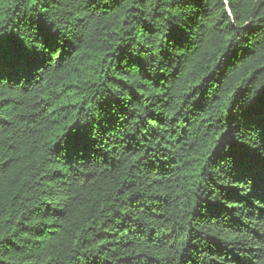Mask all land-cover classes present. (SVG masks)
Returning <instances> with one entry per match:
<instances>
[{
	"label": "trees",
	"instance_id": "16d2710c",
	"mask_svg": "<svg viewBox=\"0 0 264 264\" xmlns=\"http://www.w3.org/2000/svg\"><path fill=\"white\" fill-rule=\"evenodd\" d=\"M31 5L0 0V264H264V0Z\"/></svg>",
	"mask_w": 264,
	"mask_h": 264
},
{
	"label": "snow or ice",
	"instance_id": "6c2138e0",
	"mask_svg": "<svg viewBox=\"0 0 264 264\" xmlns=\"http://www.w3.org/2000/svg\"><path fill=\"white\" fill-rule=\"evenodd\" d=\"M36 3H37V0H32L31 6L34 8ZM225 3H227V0H225ZM41 27H42V33L41 34L43 35L44 33L47 32V29L43 28V26H41ZM176 38H177V40H179L181 38V35L178 33ZM4 48H5L4 40L2 37H0V59H2V57H3ZM29 55H31L35 59V58H39L40 53L35 52L34 54L30 53ZM262 103H264V101H262ZM261 131H262V137H264V129H262ZM262 159H264V158H262ZM258 187H259V195H255V193H254V196L256 199H259L262 201V203H264V171H262V173H261L260 182H259Z\"/></svg>",
	"mask_w": 264,
	"mask_h": 264
}]
</instances>
